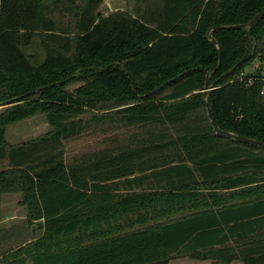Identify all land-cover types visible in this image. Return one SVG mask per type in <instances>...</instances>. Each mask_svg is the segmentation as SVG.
I'll return each instance as SVG.
<instances>
[{
	"label": "trees",
	"instance_id": "1",
	"mask_svg": "<svg viewBox=\"0 0 264 264\" xmlns=\"http://www.w3.org/2000/svg\"><path fill=\"white\" fill-rule=\"evenodd\" d=\"M102 2L0 0V194L20 191L42 229L1 264H264V146L216 133L204 103L219 128L264 141V17L250 33L212 31L214 72L207 35L264 0H140L106 15ZM55 10L71 20L57 27ZM37 33L33 64L22 47ZM36 113L50 128L9 143L6 126ZM98 122L134 130L68 160V140Z\"/></svg>",
	"mask_w": 264,
	"mask_h": 264
},
{
	"label": "rangeland",
	"instance_id": "2",
	"mask_svg": "<svg viewBox=\"0 0 264 264\" xmlns=\"http://www.w3.org/2000/svg\"><path fill=\"white\" fill-rule=\"evenodd\" d=\"M147 8H153L159 6L160 0H143ZM142 6L140 0H103V2L98 7L102 15L109 14L114 11H126L135 13ZM50 17L55 21L56 26L65 24L67 21L71 20V16L67 13L62 14L58 10H55L49 14ZM43 33H37L32 41L22 47L23 52L30 58L33 64H39L44 56V44H43ZM259 66L258 60L251 62L243 71V74H253L257 67ZM261 74L264 76V63L262 66ZM81 84V82L71 83L68 88L72 89ZM10 104H0V112L5 110ZM94 111H89L85 113L84 116L89 118ZM50 126L48 125L44 113H36L33 116L27 117L25 119L12 122L6 126L5 138L9 143H17L21 140H25L36 135L46 132ZM134 129L125 128L115 122H98L89 125L84 132L68 140L67 142V159L79 155L81 153L90 152L102 147H114L122 142V138L126 134H131ZM2 164H0L1 166ZM23 205V204H22ZM14 221L16 223H23V229H18L7 231L11 234L10 247H15L27 237L38 235L42 232L41 228H37L30 222L26 221L25 218H20L19 215L15 216ZM241 262V261H239ZM239 262L231 263H219L214 262L211 259H195L189 256H175L173 257L169 264H241Z\"/></svg>",
	"mask_w": 264,
	"mask_h": 264
},
{
	"label": "crops",
	"instance_id": "3",
	"mask_svg": "<svg viewBox=\"0 0 264 264\" xmlns=\"http://www.w3.org/2000/svg\"><path fill=\"white\" fill-rule=\"evenodd\" d=\"M21 198V192L18 190L13 191H4L0 194V264H1V255L9 252L12 247H10L11 234L7 231L18 229H23V223H16L14 221L15 216L19 215L20 218L26 217V208L24 205L19 203ZM32 239V236L27 237L21 242L25 243ZM16 247V246H15ZM14 248V247H13ZM239 262L240 260H233L231 262ZM229 262V263H231ZM243 264L242 262H239Z\"/></svg>",
	"mask_w": 264,
	"mask_h": 264
},
{
	"label": "water",
	"instance_id": "4",
	"mask_svg": "<svg viewBox=\"0 0 264 264\" xmlns=\"http://www.w3.org/2000/svg\"><path fill=\"white\" fill-rule=\"evenodd\" d=\"M264 17V5L262 6V8L254 15V17L247 22L246 24H232V25H225V26H215L213 27L211 30H209L207 32L208 37L211 39V41L217 46V50H218V63L217 65L211 70V72H214L220 65L221 63V49L219 48V45L217 43V41L212 37L211 33L213 30L218 29L220 27H224V28H240V27H247V31L248 33H250V31L258 24V22ZM260 67H262L260 65ZM181 75V74H180ZM208 76L209 73H206V78H205V82H204V88H203V95L206 96L207 92L210 89V85L208 82ZM205 106H206V110H207V117L209 118V122L210 125L212 126V128L216 131V133L218 134H223V135H227L236 139H241L244 140L246 142L252 143V144H257V145H261L264 146V141L257 139V138H253V137H249V136H245L242 134H238L235 133L233 131H229V130H225V129H221L218 127L214 116L211 112V109L208 105V103L206 102V100H204ZM32 227H34V225H32Z\"/></svg>",
	"mask_w": 264,
	"mask_h": 264
},
{
	"label": "built area",
	"instance_id": "5",
	"mask_svg": "<svg viewBox=\"0 0 264 264\" xmlns=\"http://www.w3.org/2000/svg\"><path fill=\"white\" fill-rule=\"evenodd\" d=\"M260 93H261L262 95H264V78H263V85H262V87H261V89H260Z\"/></svg>",
	"mask_w": 264,
	"mask_h": 264
}]
</instances>
